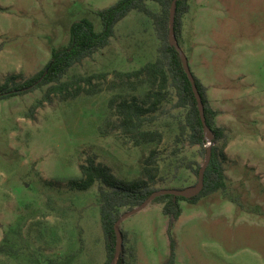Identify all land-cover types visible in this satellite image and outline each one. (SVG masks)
<instances>
[{
	"label": "rangeland",
	"instance_id": "374dc122",
	"mask_svg": "<svg viewBox=\"0 0 264 264\" xmlns=\"http://www.w3.org/2000/svg\"><path fill=\"white\" fill-rule=\"evenodd\" d=\"M118 1L0 0V82L7 75L29 78L43 70L53 50L69 45L75 22L88 18L101 32L97 13ZM189 4L181 46L219 113L217 125L225 130V141L217 145L226 154L227 189L197 204L182 201L176 221L159 203L127 218L120 226L125 258L128 264H166L172 237L175 264H264V0ZM160 45L154 22L132 11L117 25L109 46L68 76L105 73L110 83L116 72L154 61ZM106 86L100 94L67 101L53 96L32 118L28 114L48 86L0 102V245L10 253L0 255V264L106 261L98 186L79 193L68 181L81 176L80 166L89 158L108 165L119 178H137L149 149L112 130L116 116L109 102L119 90ZM176 101L172 94L160 129L166 132L165 156L171 154L183 167L177 173L173 168L158 189L196 185L198 177L188 165L205 163L201 147L174 141L185 114L174 108Z\"/></svg>",
	"mask_w": 264,
	"mask_h": 264
},
{
	"label": "trees",
	"instance_id": "16d2710c",
	"mask_svg": "<svg viewBox=\"0 0 264 264\" xmlns=\"http://www.w3.org/2000/svg\"><path fill=\"white\" fill-rule=\"evenodd\" d=\"M149 2L159 6L160 11H154ZM190 0H179L176 4L175 36L181 46L183 33V18L190 11ZM173 0H119L115 5L97 13L102 25V31L97 32L92 20L84 18L71 25L70 42L65 48L52 51V56L43 70L27 78L24 74H11L0 82V102L11 98L24 96L48 86L43 98L28 114L34 116L36 108L44 103H51L53 96L67 101L81 95L93 96L108 90H119L109 102L110 108L116 116L115 122H110L113 131L121 134L135 147L148 149L141 163L140 176L131 180L117 177L112 168L89 158L80 166L81 176L68 181V187L73 192L86 193L98 186V201L100 203L102 228L105 236L106 261L103 264H128L123 247L121 257L115 260L116 232L115 225L123 216L122 210H133L142 205L155 191L158 184L166 183L170 171L175 172L183 167L175 164L170 155L165 156L167 148L162 146L166 140V132L160 129V117L165 106L170 103L172 94L177 101L174 108L185 112L183 118L178 119L174 141L177 144L188 142L191 146L201 147L206 157L207 147L196 97L192 84L184 70L180 53L171 46L170 12ZM132 11L143 14L154 22L157 37L161 43L158 57L141 68L116 72L115 80L107 83V74L74 75L69 72L84 60L93 57L99 51L107 48L115 36L117 25ZM195 83L201 95L205 108L208 127L214 133L211 161L205 173L203 192L192 198L162 196L152 203L163 205V212L171 221H176L183 213L181 202L197 204L201 199L227 189V177L224 167L226 154L218 147L219 142L226 139L225 130L217 125L219 113L210 104L207 88L195 76ZM144 88L142 96L136 93ZM178 155L176 148L171 152ZM167 169L163 176L162 165ZM201 165H188L198 177ZM163 172V173H164ZM176 173L174 174L176 177ZM172 225V223H171ZM122 232V231H121ZM124 239V234L122 233ZM171 252L166 264L176 263L175 242L170 237ZM9 255V247L0 245V255Z\"/></svg>",
	"mask_w": 264,
	"mask_h": 264
},
{
	"label": "water",
	"instance_id": "95a60500",
	"mask_svg": "<svg viewBox=\"0 0 264 264\" xmlns=\"http://www.w3.org/2000/svg\"><path fill=\"white\" fill-rule=\"evenodd\" d=\"M178 1L179 0H173L172 7H171L169 41H170L171 46L175 47L177 51L180 53L184 70L192 84L193 92L197 100L200 117L204 125V135H205V141H206V147H207L205 163L203 164V166L201 167L199 171L198 182L196 185L187 187L185 189H159L155 191L142 205H140L139 207L133 209L132 211L128 213L123 214V216L119 219V221L115 225V232H116V237H117L115 260H114L115 263H117V261L120 259L121 253L123 250V237H122V232L120 230V226L127 218L142 211L148 205H150L155 199L159 197L174 196L175 198L182 197L185 199H192L200 195L203 192L204 186H205L204 184L205 173L211 161L214 133L207 125V120L205 116V108L202 102L201 95L195 83V78L191 70V67L189 65V60L187 56L185 55V53L183 52V50L181 49V47L179 46L177 38L175 36L176 4Z\"/></svg>",
	"mask_w": 264,
	"mask_h": 264
},
{
	"label": "crops",
	"instance_id": "0c3cea01",
	"mask_svg": "<svg viewBox=\"0 0 264 264\" xmlns=\"http://www.w3.org/2000/svg\"><path fill=\"white\" fill-rule=\"evenodd\" d=\"M220 111H222V110H220ZM219 118H220V117L217 118V121L219 120Z\"/></svg>",
	"mask_w": 264,
	"mask_h": 264
}]
</instances>
